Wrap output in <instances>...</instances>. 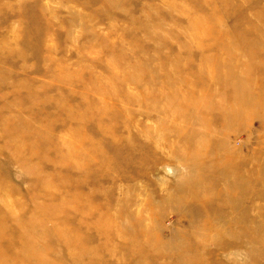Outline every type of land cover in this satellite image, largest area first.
Segmentation results:
<instances>
[{
	"label": "rangeland",
	"instance_id": "obj_1",
	"mask_svg": "<svg viewBox=\"0 0 264 264\" xmlns=\"http://www.w3.org/2000/svg\"><path fill=\"white\" fill-rule=\"evenodd\" d=\"M0 239V264H264V0H0Z\"/></svg>",
	"mask_w": 264,
	"mask_h": 264
},
{
	"label": "bare ground",
	"instance_id": "obj_2",
	"mask_svg": "<svg viewBox=\"0 0 264 264\" xmlns=\"http://www.w3.org/2000/svg\"><path fill=\"white\" fill-rule=\"evenodd\" d=\"M106 85H108V86H110L111 87V85H112V83L110 82V81H107L106 82ZM236 86H235V90H237L238 89V85L237 84H235ZM108 90V89H107ZM106 90V91H107ZM108 94V93H107ZM68 117H70V116H68ZM71 118L72 119H75L76 120V122H78V123H81L83 120H81V116L77 119L74 115L73 116H71ZM88 120H90V118H88ZM191 183H193V185H197L196 183H194V182H191ZM240 189V190H239ZM238 189V191L236 192V193H240V192H242V190L243 191H247L249 188H247V186H246V190L244 189V186H241L240 188ZM251 194V193H250ZM252 194H253V192H252ZM236 203V202H235ZM41 221V220H40ZM38 225H40V226H43V223L42 222H39L38 223ZM214 226L212 225L211 227H210V230L213 228ZM226 227V226H225ZM226 229H227V227H226ZM225 229V230H226ZM222 231L221 232H218V231H212V234L210 233V236H214V238L216 239V241H215V243L216 242H218V241H221V239H223L224 241H225V245H228L229 243H230V240L231 239H235V240H238V241H240V243H245V241L246 240H249V238L247 237V233H245V234H241V233H232L230 236H228L229 234H227L226 232H225V234H224V231H223V229H221ZM257 234V233H256ZM213 238V239H214ZM213 239H211V241L213 242ZM1 241H3L2 239H0V242ZM36 241V239L35 240H32L30 243H28V244H33L34 242ZM256 242H257V239H256ZM230 246H232V245H230ZM230 246H225V247H230ZM34 250H36V249H34ZM22 251H24V253H25V255L28 253V250H27V248L26 247H24L23 248V250ZM257 259V258H256ZM256 259H255V262H256ZM1 264H6V262H2ZM256 264V263H255Z\"/></svg>",
	"mask_w": 264,
	"mask_h": 264
}]
</instances>
